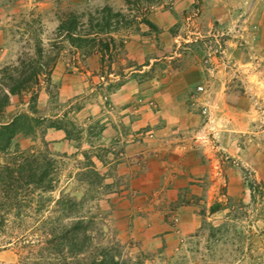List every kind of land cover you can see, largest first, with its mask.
<instances>
[{
	"label": "rangeland",
	"instance_id": "1",
	"mask_svg": "<svg viewBox=\"0 0 264 264\" xmlns=\"http://www.w3.org/2000/svg\"><path fill=\"white\" fill-rule=\"evenodd\" d=\"M105 5L154 27L118 30L100 67L56 28ZM36 48L49 79L12 142L51 157L52 181L34 214L8 217L0 263L35 256L40 220L79 217L85 254L105 246L118 264H264V0H0V71ZM29 92L2 118L30 115Z\"/></svg>",
	"mask_w": 264,
	"mask_h": 264
},
{
	"label": "trees",
	"instance_id": "2",
	"mask_svg": "<svg viewBox=\"0 0 264 264\" xmlns=\"http://www.w3.org/2000/svg\"><path fill=\"white\" fill-rule=\"evenodd\" d=\"M138 1L124 0L125 4ZM79 16L67 13L59 20L56 31L67 39L69 45L86 48V53L92 49L98 52L100 67L105 61L109 67L123 50V40L115 36L118 30L138 23L154 27L144 14H125L107 5L88 11L84 21ZM41 52L40 48H36L34 64L30 62L26 66L0 71V235L7 236L0 240V247L12 241L7 234L8 217L19 221L29 216V209V213L34 214L44 200L40 194L34 195L38 191L35 189L48 191L52 181L51 157L44 152H24L12 142L17 135L32 131L35 121L31 116L35 101L32 87L38 83L39 75L49 79L50 67L47 61L42 62L44 56ZM21 91H30V115L20 112L3 119L1 114L8 104L9 95H18ZM64 217L68 216L65 214ZM82 222L79 217L68 222H60L58 217L40 220L43 235L35 256L26 262L9 264H118L112 249L105 246H97L85 254L88 237Z\"/></svg>",
	"mask_w": 264,
	"mask_h": 264
}]
</instances>
